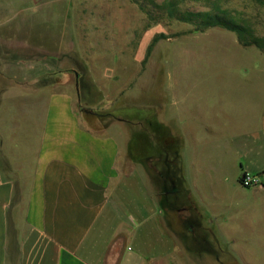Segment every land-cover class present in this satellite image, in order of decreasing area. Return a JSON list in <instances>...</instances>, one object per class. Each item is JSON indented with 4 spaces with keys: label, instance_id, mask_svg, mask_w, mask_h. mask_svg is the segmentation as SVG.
<instances>
[{
    "label": "rangeland",
    "instance_id": "rangeland-1",
    "mask_svg": "<svg viewBox=\"0 0 264 264\" xmlns=\"http://www.w3.org/2000/svg\"><path fill=\"white\" fill-rule=\"evenodd\" d=\"M150 1L173 2L182 12L211 11L260 47H243L223 27L196 31L150 7ZM62 75L77 93L79 113L103 127H121L122 144L136 141L138 173L131 187L141 188L138 178L146 166L140 154L143 113L150 119L148 157L160 155L165 173L169 160H176L170 161L165 186L184 185L181 158L188 164L195 149L202 164L194 173L201 195L210 189L208 164L218 169L212 206L221 211L216 222L212 217V254L192 260L181 243L182 258L172 257L169 264H264V182L250 174L264 169V0H0V100L6 92L39 96L40 88H57ZM204 124L212 126L211 133ZM150 163L149 176L154 174L159 187V166L154 159ZM239 163L258 178L256 184L243 186V175L233 180ZM168 233L171 242L175 235ZM205 249L202 243L194 250Z\"/></svg>",
    "mask_w": 264,
    "mask_h": 264
},
{
    "label": "crops",
    "instance_id": "crops-1",
    "mask_svg": "<svg viewBox=\"0 0 264 264\" xmlns=\"http://www.w3.org/2000/svg\"><path fill=\"white\" fill-rule=\"evenodd\" d=\"M37 91L39 96L22 91L1 95L0 264H169L172 257L182 258L181 243L192 260H200L202 253L210 257L212 223L221 211L212 206L218 172L212 162L204 172L208 196L197 189L194 173L202 164L195 159L196 149L189 165L181 158L185 188L173 181L165 186L175 161L169 160L165 173L160 155L148 157L146 124L140 153L146 166L136 190L131 187L138 173L136 141L122 144L121 127H103L79 113L69 76H59L57 88ZM203 127L212 132L211 125ZM153 159L160 167L155 168V174L161 172L159 187L148 172ZM238 170L233 180L248 173L242 163ZM253 173L264 182V169ZM204 195L209 201L202 205ZM169 231L175 235L171 242ZM202 243L206 251L196 252Z\"/></svg>",
    "mask_w": 264,
    "mask_h": 264
},
{
    "label": "trees",
    "instance_id": "trees-1",
    "mask_svg": "<svg viewBox=\"0 0 264 264\" xmlns=\"http://www.w3.org/2000/svg\"><path fill=\"white\" fill-rule=\"evenodd\" d=\"M148 5H150V7L152 6L155 9L157 8L164 11V13H166L169 18H174L175 20L183 23L193 24L195 26L196 31L219 26L229 31L235 32L237 34V39L239 44L242 45L243 47H248V46H256L258 48L260 47L258 45V42L254 40L250 34H244L242 29L239 28V26H237L234 22L223 19L218 15H212L211 11L182 12L177 10L176 8L177 6L173 2H166L162 5H155L153 4V2L150 1V4ZM220 13L223 14V12ZM139 119L142 120V122H144L145 125L147 124L149 126L150 119L148 116H145L144 113L142 114V116H139ZM174 161H176L175 158Z\"/></svg>",
    "mask_w": 264,
    "mask_h": 264
},
{
    "label": "built area",
    "instance_id": "built-area-1",
    "mask_svg": "<svg viewBox=\"0 0 264 264\" xmlns=\"http://www.w3.org/2000/svg\"><path fill=\"white\" fill-rule=\"evenodd\" d=\"M257 182H258V178L256 176L249 175L247 173H245L240 179V183L243 186H252L256 184Z\"/></svg>",
    "mask_w": 264,
    "mask_h": 264
}]
</instances>
